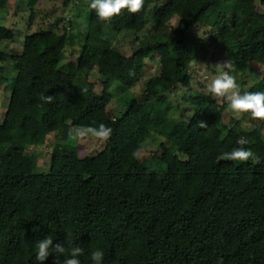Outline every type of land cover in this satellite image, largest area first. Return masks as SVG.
I'll return each instance as SVG.
<instances>
[{"label":"trees","instance_id":"trees-1","mask_svg":"<svg viewBox=\"0 0 264 264\" xmlns=\"http://www.w3.org/2000/svg\"><path fill=\"white\" fill-rule=\"evenodd\" d=\"M9 1L23 0H0V11ZM26 1L31 21L39 0ZM89 5L83 42L65 63L69 33H27L21 53L9 55L0 30V89L10 93L0 124V264H37L36 243L45 236L63 242L66 253L82 246V264H92L96 248L105 252L103 264H264L262 125H224V106L193 89L189 74L214 47L231 61L233 75L261 67L262 78L247 91L264 89V0H145L140 12L122 9L110 22ZM197 27L209 29L207 39ZM126 37L136 43L129 55L117 45ZM147 61L157 62V72L139 97H120L121 113L111 115L110 88L132 89ZM180 88L189 116L170 100ZM41 94L54 100L44 104ZM101 123L113 129L107 142L115 159L80 170L69 137ZM50 134V166L38 173V159L27 150ZM151 135L168 143L160 146L159 170L137 158ZM241 137L253 157L220 159Z\"/></svg>","mask_w":264,"mask_h":264},{"label":"rangeland","instance_id":"rangeland-1","mask_svg":"<svg viewBox=\"0 0 264 264\" xmlns=\"http://www.w3.org/2000/svg\"><path fill=\"white\" fill-rule=\"evenodd\" d=\"M63 0H39L33 6V15L31 21L28 20L31 14V7L28 6L26 0L21 2L9 1L5 10L0 11V30H1V49L9 55H19L22 51L24 37L27 33L37 31L39 29L52 28L59 33L67 32L70 35L68 46L64 52L63 63L69 60H75L78 49L83 42L86 29L85 24V5L89 0H78L76 4H70L67 7L62 5ZM163 3L164 0H157ZM176 20L172 21L174 25ZM239 22L245 26L240 18ZM195 33L199 37L207 39L209 34L208 28L197 27ZM134 37H126L121 39L117 44L120 50L129 55L131 48L135 45ZM207 54L203 59L195 60L189 68L191 84L193 89L208 94L205 91L206 84L217 74L219 64L226 61L224 53L220 49L214 47L207 49ZM6 65V64H5ZM157 72V62L147 61L146 68L142 80L137 83L132 89L126 90L119 86H112L110 91L113 94L111 103L108 106V111L113 116H118L121 113L119 98L129 94L134 97L141 95L144 82ZM8 76H14L15 71L11 69ZM237 82L240 85L242 92L249 90L263 76V70L259 66H254L245 76L235 75ZM98 76L93 74L91 81L95 82L96 90H99L97 82ZM183 89H176L170 95L174 107L177 111L182 112L184 116H189V106L182 101ZM10 93L0 89V124L3 121L4 113L7 109ZM220 105L224 106L223 112L220 114L224 125L228 126L231 121H241L243 128H251L262 125V133L264 134V121L251 120L250 114L234 112L230 108V102L224 97L212 96ZM262 122V124H261ZM53 135L47 137L46 143L42 146L29 147L27 154L34 155L38 159V173H45L50 166V151L52 150ZM69 142L77 148V153L80 157L79 169L88 170L94 167L102 166L110 163L115 159V148L107 141H99L93 137H85L83 139L74 138V130L69 137ZM161 144L168 143L160 138L151 135L143 143L142 151L137 155V158L152 169H160Z\"/></svg>","mask_w":264,"mask_h":264},{"label":"clouds","instance_id":"clouds-1","mask_svg":"<svg viewBox=\"0 0 264 264\" xmlns=\"http://www.w3.org/2000/svg\"><path fill=\"white\" fill-rule=\"evenodd\" d=\"M145 0H90V8L95 15L104 22H110L112 17L119 15L122 9L129 13H138L144 7ZM179 18L177 20V23ZM234 69L230 60L219 64L217 74L206 84V93L215 97H224L230 102V108L234 112L249 113L253 120L264 121V89L259 91L240 90L237 78L232 74ZM42 103H51L54 97L51 95H40ZM203 127L204 125L201 124ZM113 129L103 123L98 126H81L74 130V138L83 139L93 137L99 141H107L112 135ZM247 139L241 137L237 141V147L220 154V159L232 161H247L253 157L251 148L244 147ZM35 261L37 264H45L49 257L53 258L52 264H82L81 256L84 254L82 246H73L66 253L63 242L54 243L51 236H45L36 243ZM62 257V259H61ZM105 252L96 248L90 252L92 264H103Z\"/></svg>","mask_w":264,"mask_h":264}]
</instances>
